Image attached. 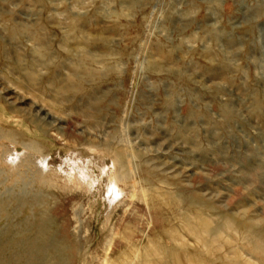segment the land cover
I'll list each match as a JSON object with an SVG mask.
<instances>
[{
    "label": "rangeland",
    "instance_id": "rangeland-1",
    "mask_svg": "<svg viewBox=\"0 0 264 264\" xmlns=\"http://www.w3.org/2000/svg\"><path fill=\"white\" fill-rule=\"evenodd\" d=\"M0 120L54 168L92 147L128 171L108 218L106 194L72 199L75 264H264L244 227L264 222V0H0Z\"/></svg>",
    "mask_w": 264,
    "mask_h": 264
},
{
    "label": "bare ground",
    "instance_id": "bare-ground-1",
    "mask_svg": "<svg viewBox=\"0 0 264 264\" xmlns=\"http://www.w3.org/2000/svg\"><path fill=\"white\" fill-rule=\"evenodd\" d=\"M8 134L5 136L2 131L0 132V166H2V173L4 172L6 175V181L3 182L8 187L10 186L8 193H4V195L0 193V264H75V261L77 262V251L82 247H88L93 239L90 237L92 235L79 236L83 222H86L83 220L84 210L86 209L83 206L79 208L77 205L76 207L72 203V199L76 198L81 192L87 193L86 195L89 197H95L97 192H102V195L106 194L108 218L110 207H112L116 198L123 195L125 191V184L129 179L128 171L122 176L115 172V166L118 163L116 158L109 163L110 166L108 167L101 166V164L94 165L97 153L92 150V147H88L90 149L86 157L79 160L64 157L62 163L54 168L48 158L49 156L43 155L42 149L37 144L38 141L37 143L34 141L24 142L20 147L17 145L16 147L14 140L11 138L13 134L9 135L10 137H8ZM117 156L120 158L119 155ZM127 156L129 158L133 157L132 154ZM57 169L62 170L64 173L62 177ZM94 170H98L97 173H94ZM102 177L106 180L101 179ZM51 187L56 188L57 192ZM14 188L17 189L16 192L13 190ZM178 191L180 199H188V196L184 194L188 192H184L182 189H178ZM63 194L69 195L66 199H63L66 202L56 200V197H61ZM94 200H91L92 203H94ZM188 201L190 207L202 205L203 203L201 196L197 193L191 195ZM86 204L89 207L92 206L89 198ZM120 219L125 220L122 217ZM137 219L136 217L134 225H139ZM124 227V229L127 228L125 225ZM244 227H247L249 234H253L252 236L258 239L259 233L264 231V222L262 219L250 218ZM219 228L216 225L213 230L210 229L212 230L210 231L211 234H217ZM87 229L90 231L88 227ZM150 232L152 231L150 230ZM129 234L128 239L134 242L137 237L136 230L132 233L129 232ZM171 234L170 237L172 238L174 235ZM200 234L196 233V238L203 242V237ZM154 249L159 251L155 247ZM160 250V252L164 251L163 254H166V256L162 257L163 261L160 263L152 255L153 264L168 263V261L179 264L182 254H187L180 251L178 254L176 251L175 253L174 251H168L167 253L164 248H160ZM132 252L134 253V251Z\"/></svg>",
    "mask_w": 264,
    "mask_h": 264
}]
</instances>
